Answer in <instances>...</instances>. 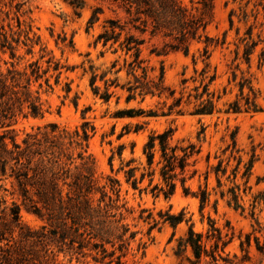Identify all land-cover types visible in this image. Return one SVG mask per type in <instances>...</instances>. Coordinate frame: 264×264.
<instances>
[{
    "label": "rangeland",
    "instance_id": "374dc122",
    "mask_svg": "<svg viewBox=\"0 0 264 264\" xmlns=\"http://www.w3.org/2000/svg\"><path fill=\"white\" fill-rule=\"evenodd\" d=\"M85 2L86 7L79 16L67 0H0V26H4L9 34L12 29L16 33L14 38L20 41L18 45L13 44L16 58L12 59L9 51L2 50L0 39L3 70L12 64L22 70L36 61L46 70L52 59L47 75L52 89H47L41 80L44 88L40 97L45 115L36 118L28 110L18 113L11 127L16 141L21 143L27 134L49 124L74 131L88 122L94 132L90 133L86 156L94 162L98 184L105 185L108 177L120 180V205H125L123 224L137 233L136 239L122 251L118 249L119 243L114 247L105 244L107 253L115 252V255L103 262L94 260L103 257L101 249L96 251L88 247L82 253H68L59 252L54 245L51 249L58 264H118L119 258L121 264H178L179 240L186 236L191 226L196 232L205 234L210 229V220L224 233L228 231L227 223L233 228L234 238L226 250L232 256H243L240 242L246 235H251V261L245 264H260L262 257L255 250V239L264 243V0H214L213 20L207 34L219 41V45L211 48L208 67L200 57L204 44L195 43L189 56L172 53L158 57L150 55V46L144 49L143 57L155 69L154 75L158 76L163 68L165 83L176 90L175 97L185 93L180 114L177 113L179 109L169 114L172 100L165 104V99L147 97L144 101L137 98L128 102V93L120 89L115 90L116 96L109 102L94 96L90 76L84 74L83 69L92 65L101 73L111 67L115 57L111 54L102 57L101 46H94L103 20L111 13L101 0ZM95 7H103L106 14L100 23L88 30V21ZM232 13L233 24L230 21ZM17 16L22 22L21 29ZM253 45L256 46L251 50ZM247 49L251 52L250 61L245 58ZM194 56L198 61L196 65ZM54 63L63 67L58 82L59 71L53 70ZM205 69L206 80L202 84L201 74ZM213 75L216 79L210 85L209 93L214 97L215 112L211 115L192 114L195 100L188 104V94L202 93ZM120 79L124 83L123 74ZM184 79L188 80L185 86L182 85ZM98 86L103 87V84L98 82ZM184 87L186 90L183 91ZM195 88L199 89L198 92L194 91ZM37 89L38 84H35L33 91ZM247 98L256 102L257 112H246ZM236 101L241 103L242 111L227 112L229 105ZM129 110L138 114L117 115ZM168 128L175 130L176 141L192 142L201 147L196 164L198 173L187 183L190 195H186L179 184L171 199H165L163 195L154 197L148 188L149 179L140 185L141 189L148 188L147 192L140 193L126 183L123 173H117L121 166L120 146L124 147L122 159H135L137 166L144 159L143 147L148 136ZM113 154L114 171L109 164ZM156 183H159L158 177ZM204 191L208 193L209 201L203 205L201 194ZM0 194L9 204L14 200L1 188ZM181 213L185 214V220L176 227L165 221L167 214L178 216ZM20 220L33 230L47 224L46 219L25 206L21 208Z\"/></svg>",
    "mask_w": 264,
    "mask_h": 264
},
{
    "label": "trees",
    "instance_id": "16d2710c",
    "mask_svg": "<svg viewBox=\"0 0 264 264\" xmlns=\"http://www.w3.org/2000/svg\"><path fill=\"white\" fill-rule=\"evenodd\" d=\"M101 1L106 4L111 16L103 20L94 46H101L102 57L111 54L115 58L107 71L98 73L92 65L89 69H83L84 74L90 76L89 83L94 96L109 102L116 96L115 90L120 89L128 93V102L137 98L144 101L147 97L165 99V104L172 100L169 114L176 109H179L178 114L182 113L180 108L185 93L182 92L181 97L176 98V90L165 83L164 69L161 68L159 75L155 76V69L149 66L143 52L150 46V55L159 57L183 53L189 56L195 43L204 44L200 57L208 67L212 56L211 48L219 45V41L207 34L213 20L214 0H190L189 4L183 0ZM67 2L79 16L86 7L85 0ZM105 14L103 7H95L88 21V30L100 23ZM230 16L233 24V13ZM16 19L18 28L21 29L20 17L17 16ZM15 35L12 29L9 34L4 26H0L1 48L9 51L12 59L16 58L13 44L18 45L20 42L14 38ZM224 43L225 41L222 44ZM250 55V49H247V61H250ZM193 62L195 65L198 62L195 56ZM48 64L46 70L42 69L39 61L30 63L22 70L14 64L3 70L0 65V188L14 199L9 204L7 198L0 194V264H58L57 256L51 249L54 245L59 252L68 253H82L88 247L96 251L101 249L103 257H95L94 260L103 262L115 255V252L107 253L105 244L114 247L119 243L118 249L122 251L137 237L136 232L123 224L125 218L122 210L125 205H120V180L108 177L107 183L100 186L95 177L94 162L90 156H86L90 133L94 132L88 122L74 131L49 124L27 134L21 143L16 141L11 127L12 120L18 113L28 110L36 118H43L45 115L40 97L44 88L41 80L45 82L47 89H52L50 78H47L52 59ZM61 69L63 67L59 63H54L53 70L59 71L57 82ZM122 74L124 83L120 79ZM206 74L205 69L201 74L202 84L206 80ZM215 79L216 75L209 77L202 93L188 94V104H192V99L195 100L192 114L211 115L215 112L214 97L209 93V87ZM98 82L103 87L98 86ZM187 83V79L182 81L183 86ZM35 84H38V89L33 91ZM198 90L194 89L195 92ZM245 106L246 112L259 110L256 102L250 98L246 99ZM241 111L242 105L236 101L229 105L227 112ZM135 114L138 112L129 110L117 115ZM123 151L124 147L120 146L118 155L121 166L117 173H123L126 183L134 190L142 193L151 188L154 197L163 195L165 199H171L180 184L184 193L190 195L191 189L187 183L198 173L196 164L201 147L192 142L176 141L173 128L152 132L148 136L143 147L144 159L137 166L135 159H122ZM114 159L115 154L109 159L112 171ZM157 177L159 183L154 184ZM146 179H149V187L141 189L140 185ZM97 195L99 197L96 199ZM208 201V193L202 192V204ZM22 206L46 219L47 224L38 230L23 225L20 220ZM184 220V213L178 216L167 214L165 219L173 227ZM227 228L228 231L224 233L210 220V229L204 234L196 232L191 226L186 236L178 242V264L250 262L251 235H246L245 240L240 242L243 256H232L226 250L232 243L234 232L229 223ZM255 240V250L262 257L260 264H264V243L260 244L258 239ZM118 264H121V258Z\"/></svg>",
    "mask_w": 264,
    "mask_h": 264
}]
</instances>
